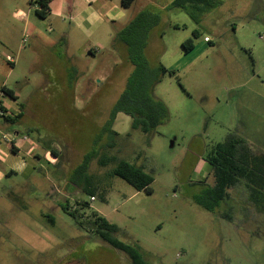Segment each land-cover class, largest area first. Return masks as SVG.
<instances>
[{
  "label": "rangeland",
  "instance_id": "374dc122",
  "mask_svg": "<svg viewBox=\"0 0 264 264\" xmlns=\"http://www.w3.org/2000/svg\"><path fill=\"white\" fill-rule=\"evenodd\" d=\"M171 1L134 0L127 10L158 15L145 56L150 65L160 62L175 71L153 88L168 119L142 133L131 128L130 116L118 112L116 134L109 137L103 127L133 68L124 50H113L108 39L91 64L70 68L60 53L57 58L30 41L34 31L50 42L56 24L67 26L68 20L40 18L34 0H0V80L18 94L12 100L24 110L18 123L9 124L10 133L24 132L34 144L33 156L42 155L30 173L9 175L0 184V264H131L60 203L84 216L92 211L104 216L120 228V241L143 250L147 264H264V214L245 220L244 194H233L234 221L195 198L212 182L203 158L228 132L238 130L264 151V0H216L199 25L185 12L169 9ZM15 2L29 15L27 27L9 18ZM8 23L13 31L5 29ZM189 38L193 48L186 52L182 42ZM69 52H76L72 45ZM52 150L58 158L49 163L43 153ZM91 151L80 174L78 167ZM111 157L152 170L151 191H137L110 175L116 166ZM80 175L89 176L88 187L98 186L93 199L76 186ZM77 202L88 205L80 210ZM227 207L221 204L215 212ZM247 210L256 212L253 206Z\"/></svg>",
  "mask_w": 264,
  "mask_h": 264
},
{
  "label": "trees",
  "instance_id": "16d2710c",
  "mask_svg": "<svg viewBox=\"0 0 264 264\" xmlns=\"http://www.w3.org/2000/svg\"><path fill=\"white\" fill-rule=\"evenodd\" d=\"M34 1L38 6L34 10L35 13L42 19L46 18L49 13L48 4L50 0ZM133 1L120 0V3L127 8ZM215 5L216 0H173L168 8L185 12L196 25H199L204 14ZM157 20L158 15L147 9H140L126 24L120 27L113 26L111 48L116 51L123 49L125 61L131 64L133 68L128 74L124 89L114 102L103 127L109 137L116 134L112 126L118 112L130 116L131 128L142 133L151 132L168 119V109L163 101L154 95L153 88L160 82L165 73L175 75V71L165 67L160 62L156 65H150L145 56L149 32ZM197 34V29H194L192 35L196 37ZM182 47L186 52L191 50L193 48L192 39L189 38L182 42ZM0 93L11 99H17L14 91L5 86L0 88ZM19 109L20 112L15 115L5 114L1 117L8 124H16L23 116V105L20 104ZM0 110L6 112L1 104ZM108 146L111 147L112 144L109 143ZM51 153L56 159L58 158L56 152L52 150ZM93 155V151H91L84 156L77 172L82 174ZM108 160L116 162V166L109 172L110 175L120 177L137 191L144 190L147 193L151 191L152 170L147 169L143 164L130 163L121 158L111 157ZM203 160L208 165L207 175L211 176L212 182L206 185L202 195L195 198L206 210L229 221H234L236 219L234 217L235 207L232 206L231 201L234 200V192H240L248 199L250 208L253 206L256 210L254 214L250 213L247 210L249 206H243L242 203L240 212H242L245 220H252L257 213L264 214L263 150L255 148L238 130H235L228 132L221 142L214 144ZM88 181L89 176L80 175L76 186L93 197L99 191L98 186L90 188L86 185ZM99 196L105 200L104 191H100ZM77 204L80 210L88 205L86 202H77ZM221 204H227L228 207L223 211L215 212L217 206ZM59 205L67 214L75 217L80 225L91 228L97 237L125 254L131 264H147L143 250L137 245H129L120 241L116 237L120 228L110 223L104 216L93 211L84 216L85 212L78 213V210L70 209L67 203H60ZM45 216L49 222H53L51 216Z\"/></svg>",
  "mask_w": 264,
  "mask_h": 264
},
{
  "label": "crops",
  "instance_id": "0c3cea01",
  "mask_svg": "<svg viewBox=\"0 0 264 264\" xmlns=\"http://www.w3.org/2000/svg\"><path fill=\"white\" fill-rule=\"evenodd\" d=\"M32 1L30 0V2ZM48 7L49 16L51 15L63 24L66 22L65 20H68V25L62 27L61 24H56L55 35L57 36H54L50 42H45L41 35L32 31L31 44L40 43L48 47L53 53L55 52L57 58L59 57L57 53H60L61 57L67 60V65L70 68L91 64L92 59L101 53L102 47L107 46L108 39L111 40L110 27L115 24L119 25L120 21L127 18L130 19L139 11L136 9L133 14H129L127 11L129 7H123L120 0H50ZM9 18L15 23L23 20L26 27L29 23L27 11L17 2L10 8ZM3 25L8 31L14 30L13 24L12 27L10 23ZM4 43L8 44L7 41ZM71 45L76 50L75 53L69 52ZM59 46L63 47L62 52L59 51ZM8 62L14 64L13 61L9 60ZM12 70V68L8 69L7 76ZM5 81V79L0 80V88L2 86L8 88ZM14 95L19 98L16 92ZM0 104L6 114L15 115L20 112L17 102L3 94H0ZM5 137L11 138V140L6 141ZM33 150L34 144L29 142L28 136L21 130H12L11 134L9 124L3 117H0V184L9 175L28 174L35 168L37 159L42 155L33 156ZM48 155H51V159ZM43 158L49 163L57 160L50 151H45ZM203 167L208 173V165L205 162Z\"/></svg>",
  "mask_w": 264,
  "mask_h": 264
},
{
  "label": "built area",
  "instance_id": "2783aa9c",
  "mask_svg": "<svg viewBox=\"0 0 264 264\" xmlns=\"http://www.w3.org/2000/svg\"><path fill=\"white\" fill-rule=\"evenodd\" d=\"M0 94H2V93H0ZM5 114H6L5 112H3L2 110H0V117H1L2 115H5ZM5 140H6V141H10L11 138L5 137ZM91 199H93V197H91Z\"/></svg>",
  "mask_w": 264,
  "mask_h": 264
},
{
  "label": "water",
  "instance_id": "95a60500",
  "mask_svg": "<svg viewBox=\"0 0 264 264\" xmlns=\"http://www.w3.org/2000/svg\"><path fill=\"white\" fill-rule=\"evenodd\" d=\"M66 264H77V261L76 260L75 261H70V262H68Z\"/></svg>",
  "mask_w": 264,
  "mask_h": 264
},
{
  "label": "flooded vegetation",
  "instance_id": "af4514ba",
  "mask_svg": "<svg viewBox=\"0 0 264 264\" xmlns=\"http://www.w3.org/2000/svg\"><path fill=\"white\" fill-rule=\"evenodd\" d=\"M99 238V237H98ZM103 241V240H102ZM116 250V249H115ZM79 261H77V264H78Z\"/></svg>",
  "mask_w": 264,
  "mask_h": 264
}]
</instances>
